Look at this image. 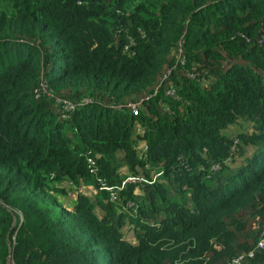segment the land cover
Instances as JSON below:
<instances>
[{
  "label": "trees",
  "instance_id": "trees-1",
  "mask_svg": "<svg viewBox=\"0 0 264 264\" xmlns=\"http://www.w3.org/2000/svg\"><path fill=\"white\" fill-rule=\"evenodd\" d=\"M263 230L264 0H0V264H258Z\"/></svg>",
  "mask_w": 264,
  "mask_h": 264
},
{
  "label": "rangeland",
  "instance_id": "rangeland-1",
  "mask_svg": "<svg viewBox=\"0 0 264 264\" xmlns=\"http://www.w3.org/2000/svg\"><path fill=\"white\" fill-rule=\"evenodd\" d=\"M243 125L246 126L245 127V129H246L245 131H248V132L252 131L251 124H244L243 123L240 126V128H238L236 125L230 126L227 129V133L229 135L233 136L236 133H238V130L243 129ZM138 140H139V138H138ZM252 153H253V149L248 147V148H246V154L244 155V157L245 156H250V155H252ZM244 157H243V155H240L239 152L235 149L234 156H233V166H234V168H236L240 163L243 162ZM60 187L67 188V193L66 194H61V193L58 194L59 197L61 198V200H63L67 205L68 204H72L73 201L76 199L77 193H78L79 190L76 189V188H74V190H71L69 183H63V184L60 185ZM93 190H94L93 188L85 187V188L82 189L81 192L88 193L89 195H91L92 193H94ZM69 206H71V205H69ZM125 233H126V238H128L129 240H134L135 239L134 238V233H133V230H132V225L129 226V228H125Z\"/></svg>",
  "mask_w": 264,
  "mask_h": 264
},
{
  "label": "built area",
  "instance_id": "built-area-1",
  "mask_svg": "<svg viewBox=\"0 0 264 264\" xmlns=\"http://www.w3.org/2000/svg\"><path fill=\"white\" fill-rule=\"evenodd\" d=\"M42 87H43V91H45V92L48 91V86L45 83L42 84ZM74 105L75 104H73L72 102L64 101V109H65V111H67V110L68 111L73 110ZM129 105L133 108V111L134 112H136V113L138 112V107H137V104L136 103H130ZM136 147H137V149H141L140 150L141 155L143 154V152L145 154V151H146L147 147H146V145H145L144 142L139 141V144ZM89 161H90V163H93L94 162V159L93 158H89ZM160 174L161 173H154V172H152V174H151L152 177L151 178H153V180H155ZM136 181H149V180H147L144 176L135 177V176L129 174V176H127L126 179L124 180L122 186H124V184L126 182H136ZM83 188H85V186H83L80 189V191H82ZM106 188L111 191V198H112V200H116L117 199V193L112 188H110V187H106ZM130 205L132 206L133 204L131 203ZM256 248L259 249V250H264V230H263V232L261 234V238L258 241ZM250 255L253 256L254 253L251 252ZM237 264H239V263H237ZM258 264H264V261L261 262V263H258Z\"/></svg>",
  "mask_w": 264,
  "mask_h": 264
},
{
  "label": "crops",
  "instance_id": "crops-1",
  "mask_svg": "<svg viewBox=\"0 0 264 264\" xmlns=\"http://www.w3.org/2000/svg\"><path fill=\"white\" fill-rule=\"evenodd\" d=\"M63 183H67V182H62L61 184H63ZM61 184H60V185H61ZM93 191H94V193H95V190H93ZM87 194H88V193H87ZM92 194H93V193H92Z\"/></svg>",
  "mask_w": 264,
  "mask_h": 264
}]
</instances>
